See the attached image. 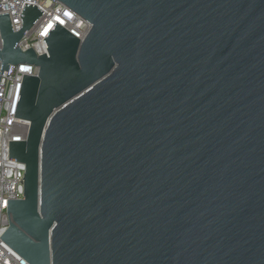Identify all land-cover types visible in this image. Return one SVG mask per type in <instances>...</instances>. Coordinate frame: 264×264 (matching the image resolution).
I'll use <instances>...</instances> for the list:
<instances>
[{"label":"water","instance_id":"obj_1","mask_svg":"<svg viewBox=\"0 0 264 264\" xmlns=\"http://www.w3.org/2000/svg\"><path fill=\"white\" fill-rule=\"evenodd\" d=\"M56 1L91 27L47 55L17 46L42 11L0 14L2 72L38 67L0 239L28 264H264V0Z\"/></svg>","mask_w":264,"mask_h":264},{"label":"built area","instance_id":"obj_2","mask_svg":"<svg viewBox=\"0 0 264 264\" xmlns=\"http://www.w3.org/2000/svg\"><path fill=\"white\" fill-rule=\"evenodd\" d=\"M26 4L36 6L43 13L17 43L23 52L32 49L37 56L47 55L44 39L56 23L80 41L91 27L56 0H0V14L8 13L14 32L22 27L21 14ZM2 45L0 34V50ZM1 65L0 61V237L11 222L10 216L7 217V200L24 199L25 164L9 160V142L25 141L30 123L14 117L16 100L23 76L38 73V67L33 65H10L3 72ZM0 264L28 263L0 239Z\"/></svg>","mask_w":264,"mask_h":264}]
</instances>
